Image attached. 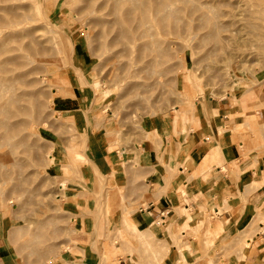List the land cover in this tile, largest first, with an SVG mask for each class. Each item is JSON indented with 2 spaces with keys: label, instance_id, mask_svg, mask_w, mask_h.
<instances>
[{
  "label": "rangeland",
  "instance_id": "obj_1",
  "mask_svg": "<svg viewBox=\"0 0 264 264\" xmlns=\"http://www.w3.org/2000/svg\"><path fill=\"white\" fill-rule=\"evenodd\" d=\"M154 4L0 2L10 9L0 11L7 20L29 16L0 22V82L10 86L0 106L16 100L11 115L0 113V235L21 264H61L64 250L76 253L73 246L93 232L101 264H120V258L131 264H230L231 256L240 263L246 249L260 243L255 233L264 200L255 206L254 223L219 247L222 226L213 224L214 210L194 221L199 227L193 236L205 244L200 256L184 255L189 243L182 231L190 233L194 223L183 205L180 225L159 219L158 227L142 230L134 221L148 206L149 188L136 176L142 166L136 146L164 139L152 130L159 120L180 121L185 133L202 123L196 105L230 103L234 126L221 131L241 137L244 155L264 152V0H165L164 15L172 16L164 22L153 20ZM144 13L148 33L142 36L133 27ZM71 99L80 109L71 107ZM94 133L109 151L124 148L132 156L88 180L82 172L91 163ZM77 180L89 187H79L80 202L72 209Z\"/></svg>",
  "mask_w": 264,
  "mask_h": 264
},
{
  "label": "crops",
  "instance_id": "obj_2",
  "mask_svg": "<svg viewBox=\"0 0 264 264\" xmlns=\"http://www.w3.org/2000/svg\"><path fill=\"white\" fill-rule=\"evenodd\" d=\"M73 102L74 105L71 107H75V110L80 109L79 100ZM196 107L202 121L197 129L181 133L180 121L159 120L152 130L157 128L164 139L156 143L144 139L136 146L142 160V166L139 171L137 170L136 176L144 177L149 188L148 206L140 208L134 221L143 228L142 230L151 226L158 227L159 219L163 221L173 219V223L180 225L182 205L192 211L193 222L189 224L194 223V227L190 228V233L182 231L186 242L189 243L184 249L186 258L191 254L200 256L205 248L204 242L198 241L192 232L198 226L194 221L201 215L206 219V213L211 209L214 210L218 220L213 224L220 223L222 226L215 244L219 247L236 236L240 229L254 223L255 206L264 200V152L251 150L244 155L242 149L244 143L238 134L232 130L219 131V128L224 129L228 124L233 125L230 116L233 106L226 102L208 100ZM214 110L216 113H213ZM206 113L210 121L206 120ZM240 121L244 123L241 118ZM78 123L86 122L81 118ZM167 133H171L172 136L165 138ZM164 152L168 153L169 160L163 162H169V165L163 164L160 160ZM119 154L121 157L118 156ZM87 155L91 163L82 174L84 179L89 180L95 173L116 166L121 159L130 161L132 153L124 148L109 151L107 144L99 140L94 133L90 138ZM73 183L77 184V189L70 192L76 193L77 199L75 201L73 197H69L73 199L70 200L72 209L80 202L79 187L86 185L84 180ZM181 187L184 188L185 193L179 191ZM168 212L170 215H167ZM78 219L82 221L83 217ZM257 224L261 231L255 233V239L260 240V243L251 245L250 242L251 246L246 249V257L238 263V259L231 256L230 264H264V218ZM199 235L202 233L200 232ZM78 241L80 242L73 246L76 253H73L72 249L64 250V255H61L64 262L62 261L61 264H101V243L96 238V233L90 234L88 240L87 236L83 235L82 240ZM0 264H21L3 234L0 235ZM120 264L131 263L120 258Z\"/></svg>",
  "mask_w": 264,
  "mask_h": 264
},
{
  "label": "bare ground",
  "instance_id": "obj_3",
  "mask_svg": "<svg viewBox=\"0 0 264 264\" xmlns=\"http://www.w3.org/2000/svg\"><path fill=\"white\" fill-rule=\"evenodd\" d=\"M4 1H6V0H0V2H4ZM123 1V0H122ZM125 1V0H124ZM133 1V0H132ZM141 1V0H140ZM155 1V4H154V6H155V10H154V13H153V20L154 21H156V22H158V21H161V22H164V21H166V19L168 18V16L169 17H171L172 16V14H167V15H164V12H163V7L166 5L165 4V0H154ZM127 2V1H126ZM136 2V1H135ZM112 3H114V2H112ZM128 4H130V3H128ZM136 4H138L137 2H136ZM113 5V4H112ZM114 6V5H113ZM145 6V3L143 2L142 4L140 3V4H138V7H144ZM113 10V9H112ZM119 10V9H118ZM140 10V9H139ZM161 10H162V12H161ZM0 11H3V12H8V11H10V9H8L6 6L5 7H2V6H0ZM120 11V10H119ZM118 13V12H117ZM146 13H144L143 15H141V17L139 16L138 18H140L139 19V23L138 24H136L137 26H135V27H133V29H135L134 31H138V33L139 34H141L142 36H145L148 32H147V30H146V28H145V25L147 24V16L145 15ZM119 16V15H118ZM14 18L13 19H10V20H7V19H5V17L3 16V15H1L0 14V22L1 23H4V22H9V23H11L12 21H14L15 23H16V20H14V19H16V18H29V16H25V15H20V16H17V15H14L13 16ZM120 17V16H119ZM124 17H125V13H124ZM117 18V17H116ZM127 18V17H126ZM125 18V19H126ZM175 18V17H174ZM131 19H133V18H131ZM127 20V19H126ZM130 21V20H129ZM128 21V22H129ZM129 24V23H128ZM130 24H131V22H130ZM211 24V23H210ZM163 26V25H162ZM142 27H144V28H142ZM131 29V28H130ZM172 29H173V27H172ZM173 32V31H172ZM163 33V32H162ZM180 36V35H179ZM130 37V36H129ZM181 38V37H180ZM143 49H145L146 50V47L144 46L143 47ZM155 51L157 52L158 51V49H155ZM12 59V58H11ZM15 58H13V60H14ZM5 62V61H4ZM148 63V62H147ZM154 67L156 66V61H154ZM155 69V68H154ZM156 71V70H155ZM187 75V74H186ZM2 79V78H1ZM1 79H0V81H1ZM2 82V81H1ZM1 82H0V99L3 97V95H4V93H5V91H9L8 89H9V87H7V88H5L4 86H3V84H1ZM5 83V82H4ZM14 86H15V84H14ZM11 90V89H10ZM193 90V89H192ZM10 92V91H9ZM8 93V92H7ZM11 94V93H10ZM9 97V96H8ZM180 97V96H179ZM3 99V98H2ZM184 99V98H183ZM54 100V99H53ZM52 101V100H51ZM55 101V100H54ZM15 102H16V100L15 99H12V100H8V101H6V103L5 104H3L4 102H1L3 105H1L0 106V113H2V114H4V115H11L12 114V112L10 111L11 109H10V107H11V105H12V103H14L15 104ZM18 104V103H17ZM37 107V106H36ZM13 111V110H12ZM21 111V110H20ZM85 113V112H84ZM57 113H55V115H56ZM86 116V115H85ZM61 117V116H60ZM15 122V121H14ZM37 126V125H36ZM17 127V125H13V127H11V129L14 131V129ZM229 127V126H228ZM227 128V127H226ZM226 128H224V129H226ZM223 128H220L219 129V131L221 132V130H224ZM220 132H219V134H220ZM218 134V135H219ZM3 137V136H2ZM50 155H52V154H49V156ZM54 161H56V159L54 160ZM62 164H64V163H62ZM102 192V191H101ZM110 201V200H109ZM145 201V200H144ZM87 208V207H86ZM99 208V207H98ZM83 209V208H82ZM127 210V209H126ZM89 211V210H88ZM99 212V211H98ZM97 212V213H98ZM128 219V217H125V219ZM126 221H128L129 222V224H130V221H131V217H129V219L128 220H126ZM53 231V230H52ZM209 231H211V229L209 230ZM53 234V233H52ZM63 248V247H62ZM246 257V256H245ZM61 259H62V257H61ZM66 262V261H65Z\"/></svg>",
  "mask_w": 264,
  "mask_h": 264
}]
</instances>
